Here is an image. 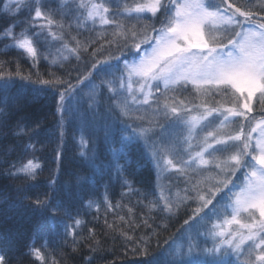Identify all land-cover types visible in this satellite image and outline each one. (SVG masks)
I'll use <instances>...</instances> for the list:
<instances>
[{"label": "snow or ice", "instance_id": "1", "mask_svg": "<svg viewBox=\"0 0 264 264\" xmlns=\"http://www.w3.org/2000/svg\"><path fill=\"white\" fill-rule=\"evenodd\" d=\"M26 2L29 11L35 5L33 20L46 19L47 26L40 25L41 30L31 35L26 28L17 35L14 29L21 22L13 20L0 32V38L12 41L6 48L14 47L35 62L42 55L38 45L48 43L47 39L40 40L44 36L43 30L54 21L43 11L47 0H15L18 7L13 15L18 14L19 6ZM71 2L75 3L76 0ZM113 2L117 4L115 11L104 6V3ZM119 3L120 0H104L99 4H88L81 0L77 6V10L87 9L89 19L98 18L101 25H111L116 29L113 42L120 47L118 55L96 60L84 76L77 78L76 84L64 80L38 82L62 87L57 108L62 119H66L65 113L69 117L72 115L73 109L68 101L76 96L82 86L90 84L95 90L89 96L87 115L81 118L80 139L77 141L80 155L92 167H96L93 163L95 152L92 156L87 154L85 129L104 119L107 121L104 125L106 142L111 140L112 129L117 125L121 132L126 133L121 138V147L111 149L113 161L107 166L114 165L116 178H122L125 171L124 165L119 163V155L135 142L151 158L154 167L174 170L191 184V191L195 193L200 206L184 221L189 229L185 238L186 250L177 246L174 251H167L165 258L161 259L149 253L150 236L144 237L138 241L143 247L137 249L144 257L142 264H233L229 257L234 255L238 259L244 254L245 246L248 259L244 264H264V0H257V4L251 5L259 9L257 12L242 10L229 0H133L131 4L125 0L122 8ZM65 6V0H60L57 9L49 11L67 15L71 10L65 11ZM5 11H9L7 6ZM146 13L151 14L153 21L159 20V27L155 23H141ZM108 16L112 19H108ZM116 17L135 18L137 23L126 27ZM76 19L79 20V17ZM49 35L58 39L54 33L50 32ZM111 44L109 42V47ZM63 47L75 54L77 59L80 58L79 41L77 48H69L67 43ZM88 50L89 45H84L83 51ZM96 54L93 51V57ZM44 58L47 59V56ZM120 61H123L122 67ZM57 62L55 58L52 61ZM98 74L102 75L99 82H95ZM13 75L31 79L30 76H23L19 70L15 74L0 71V90H5L13 82ZM105 87L111 94L108 97L111 103L101 116L98 97L103 95ZM189 88L192 94L184 96ZM254 98L255 103L261 106V116L249 130ZM0 102L6 105L7 97L0 99ZM79 103L78 100L76 112L80 111ZM152 104H155L152 108L153 119L148 121V126L137 128L126 122L132 119V112ZM8 118L6 107H0V139L6 138L12 127L17 129L13 133L15 137L26 134L19 122L15 126L8 125ZM60 127L63 129L65 123L62 122ZM38 128L39 125L28 134H36ZM253 133H258L254 144ZM64 135L62 131L61 147L56 153L58 163L63 158ZM179 145H184V148L181 150ZM15 149L16 145L7 147L0 157V164L7 163L6 157ZM29 149L35 151V146L31 143L24 145V151ZM40 170L42 166L33 157L19 167L16 162L11 163L0 172V176L16 178L24 175L36 181ZM241 171L244 172V179L237 184V174ZM194 175L199 179L193 184ZM221 175L229 178L219 179ZM80 179L77 177L78 182ZM56 184L54 176L48 182V191L43 198L39 194L34 200L24 196L14 207L33 214L51 213L55 219L65 203L58 198V194L63 191L69 204L74 202L76 196L70 183L59 188ZM131 184V181L124 179L122 186L133 191ZM205 185H208L206 189ZM17 191L21 189L17 188ZM188 191V188L184 190L185 193ZM159 199L161 203L152 202V209L172 215L188 198L178 195L175 207L172 198L166 197L163 192ZM93 203L89 201L87 206L91 208ZM64 214L70 217V209L64 208ZM242 214H246L245 219L250 222H242ZM75 224L79 226L81 221L77 219ZM233 225L237 226L235 230L226 227ZM65 231L72 234L68 226H65ZM209 240L211 247L202 246V241L207 244ZM30 252L42 259L39 249H30ZM194 256L201 259H193ZM0 264H7L3 254H0Z\"/></svg>", "mask_w": 264, "mask_h": 264}, {"label": "trees", "instance_id": "2", "mask_svg": "<svg viewBox=\"0 0 264 264\" xmlns=\"http://www.w3.org/2000/svg\"><path fill=\"white\" fill-rule=\"evenodd\" d=\"M59 3L60 0H47L43 9L54 23L43 30L44 36L40 40L47 39L48 43L38 45L42 55L37 61L34 62L14 47L6 48L12 41L0 38V63L3 65L0 71L15 74L19 70L23 76L31 77L30 80H25L13 75V82L5 90H0V99L7 97L6 105L0 102V107H6L9 113L6 123L15 126L19 122L26 133L17 138L13 135L17 129L12 127L7 137L0 139V157L7 147L16 145L15 151L6 157L7 163L0 164V172L13 162L19 167L33 157L42 166L36 181L24 175L16 178L0 176V254L5 255L7 264H142L144 257L137 249L143 245L138 244V241L150 236L149 253L164 259L167 251H173L181 245L180 235L184 221L200 205L194 192H184L183 185L189 183L181 176L168 180L171 190L162 191V184L151 160L135 142L129 144L119 155V163L124 165L125 171L122 178H116L114 165L107 166L113 161L111 149L121 147V138L126 133L121 132L117 125L112 129L111 140L106 142L105 124L102 123L104 119L85 129L86 151L89 156L95 152L93 163L96 167H92L80 155L77 141L80 139L79 127L82 123L78 120V114L84 112L83 116L87 115L91 94L86 92L94 93L95 90L90 84L82 86L76 96L68 101L69 107L73 109L72 115L69 117L65 113L66 119H62L57 110L62 87L38 81L64 80L76 84L77 78L84 76L96 60H102L111 53L105 51L108 44L104 43V38L106 40L107 36L103 32L99 34L96 31L98 27L90 25L94 30L90 31L88 23L76 22L77 10L72 3L65 1V11L71 10L67 15L49 11L57 9ZM6 6L9 11H5ZM17 7L15 0H0V32L13 20L21 22L14 29L17 35L26 28L31 35L41 30L40 25L47 26L46 19L33 20L35 5L29 11L26 2L19 6L18 14L13 15ZM50 32L58 39H53ZM77 41L80 43L79 59L63 47L67 43L69 48H77ZM84 45H89L87 52L83 51ZM93 51L97 52L95 57ZM65 56L68 59H63ZM54 58L57 63H52ZM100 75L102 74L95 77V82H99ZM66 86L65 84L64 87ZM107 93L109 92L105 87L103 95L98 97L101 101L98 105L101 116L105 113V106L111 103ZM86 95L88 98H83ZM78 100L80 111L76 112ZM62 122L65 123L63 129L60 127ZM37 125L39 128L36 134L29 135ZM62 131L65 134L63 158L58 163L56 153L61 147ZM29 143L35 146V151L23 150L24 145ZM54 176L57 179L56 187L70 183L76 193L71 204L63 191L58 194V198L65 203L56 213L55 219L51 213L33 214L14 207L24 196L34 200L39 194L43 198L48 191V182ZM77 177L81 178L79 182ZM193 178L195 183L196 178ZM124 179L132 182L133 191L122 186ZM17 188L21 191H17ZM162 192L166 197L172 198L174 207L176 196L185 195L188 199L178 212L167 215L151 207L153 201L161 203L159 198ZM89 201L94 202L91 208L87 206ZM64 208L70 209V217L64 214ZM77 219L81 221L79 226L75 224ZM65 226H68L71 235L65 231ZM227 227L235 229L234 225ZM202 246L211 247V241L207 244L202 242ZM30 249H39L42 259L36 258ZM229 259L233 264H244L246 261H242V258L238 261L237 257L236 261L231 257Z\"/></svg>", "mask_w": 264, "mask_h": 264}, {"label": "rangeland", "instance_id": "3", "mask_svg": "<svg viewBox=\"0 0 264 264\" xmlns=\"http://www.w3.org/2000/svg\"><path fill=\"white\" fill-rule=\"evenodd\" d=\"M69 3H72L71 0H65ZM81 2V0H76L75 3H72L73 7L77 10V6L79 5V3ZM85 3H102L104 2V0H84ZM133 2V0H127V3L131 4ZM230 3H233L235 4L236 6L238 7H242V10H251V11H254V12H257L259 11L258 8H252L251 5L253 4H257V0H235V2H233V0H229ZM125 3V0H120V3H119V7H123V4ZM104 6L109 8L110 11H115L117 9V4L115 2L109 4V3H104ZM76 16L79 17V19L81 18V20H76V22H80L81 24H89L88 27H90V25L92 27H98V29L96 28V31H99L98 33L100 34V32H103V34L105 36H107V39L105 40L104 38V43L105 44H108V48H105V51L110 52L111 55L115 56V55H118L119 54V51L118 49H120V47L117 46V43L116 42H113L114 41V37H113V33L116 31V29L111 26V25H101L100 23V20L98 18H95V19H89L87 17V9H79L77 10V13H76ZM82 16V17H81ZM151 14L150 13H146L145 14V18L144 20L141 22V23H148V24H152V23H155V25L157 27H159V20H155L153 21L151 18ZM108 19H112L111 16H108L107 17ZM117 21H122L126 27H131L133 24H136L137 21L135 20V18H132V19H125L124 17H116ZM259 22V21H258ZM90 27V31H94L93 28ZM150 31V29H149ZM109 42H112L111 46L109 47ZM107 47V46H106ZM108 57V56H106ZM129 59H131V57H129ZM138 59V57H137ZM120 65L122 67L123 65V61H120ZM117 87H118V84H117ZM107 88V87H106ZM108 90V88H107ZM109 92V91H108ZM87 94H92L91 92H86ZM108 96H110L111 94L110 93H107ZM192 94V90L191 88H189V91L184 93L183 95L184 96H188ZM194 95V94H193ZM90 96V95H89ZM83 98L87 99L88 98V95L83 96ZM163 96L160 97V101L161 103H163ZM216 99H220V97H217ZM198 102V101H197ZM230 106V105H229ZM106 107V106H105ZM155 107V104H152L151 106H144V107H141L138 111H134L131 113V116H132V119L130 120H127V123H130L132 124L133 127H145V126H148V121L153 119V114H152V108ZM260 105L255 103V98L253 100V108H254V112L252 113L253 115V119L252 121L248 124V129L250 130L253 126L256 125L257 121L260 119V116H261V113L259 111L260 109ZM83 113L84 112H79L78 114V120L82 123V119L80 117L83 116ZM81 114V115H80ZM193 115H195V113H193ZM80 116V117H79ZM136 117H141V119H137ZM107 121H103L102 123H106ZM219 121H216V123H218ZM97 123V122H96ZM239 124V121H237V125ZM210 130V129H209ZM201 135H203V133H201ZM258 136V133H253V144L255 142V139L257 138ZM179 148L182 150L184 148V145H179ZM198 150V149H197ZM166 155V154H165ZM147 156V155H146ZM150 160L151 158L149 156H147ZM185 159H187V156L184 157ZM250 159V158H249ZM151 164L152 166L154 167V164L151 160ZM170 167V166H169ZM155 169V172L157 174V176H159V181L161 182L162 185H160V187L163 189L162 191H166V190H171L169 189V183H168V180H170L171 178H173L174 176L176 177H180L181 178H185L184 176L180 175L179 173L175 172L174 170L172 171H169L167 169H164L163 167H161L159 170L154 167ZM213 174H214V170H213ZM203 175H207V173H203ZM238 178L236 179V183L237 184H240L243 182V179H244V172L241 171L237 174ZM197 179H199V176H193ZM192 177V178H193ZM219 179H228L229 177H224V176H220L218 177ZM194 179V178H193ZM195 180V179H194ZM193 183V181H192ZM194 184V183H193ZM172 187V186H171ZM205 189L208 187V185H205L204 186ZM183 188L184 190L186 188H188L189 190H191V184H188V185H183ZM173 189L175 190V188L173 187ZM238 191V189H236ZM170 192V191H169ZM169 192H166V194H170ZM184 195V194H182ZM185 196V195H184ZM195 196V195H194ZM177 197V196H176ZM196 211V210H195ZM194 211V212H195ZM230 215V212L228 213ZM258 216V213L256 214ZM246 217V214H242L241 216V219H242V222H250V220H246L245 219ZM223 219V217H222ZM184 227L182 228V233H181V247H183L185 250L187 248V243H186V236L188 235V232H189V229H188V226H186L185 224L183 225ZM227 227V226H226ZM235 229L237 226H235ZM234 229V230H235ZM233 230V229H232ZM203 242V241H202ZM176 248V247H175ZM174 251V250H173ZM232 260H235L236 261V256L232 255L230 256ZM229 257V258H230ZM242 258V261H245L247 260L248 258V249H247V246L244 247V254L239 256V258L237 259L238 261H241L240 259ZM193 259H201V257H197V256H194ZM254 259V257H253Z\"/></svg>", "mask_w": 264, "mask_h": 264}]
</instances>
